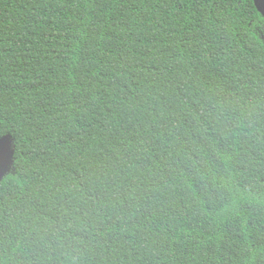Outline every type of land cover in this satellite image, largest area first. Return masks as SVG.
<instances>
[{
    "label": "trees",
    "instance_id": "1",
    "mask_svg": "<svg viewBox=\"0 0 264 264\" xmlns=\"http://www.w3.org/2000/svg\"><path fill=\"white\" fill-rule=\"evenodd\" d=\"M0 264H264V17L252 0H0Z\"/></svg>",
    "mask_w": 264,
    "mask_h": 264
},
{
    "label": "water",
    "instance_id": "2",
    "mask_svg": "<svg viewBox=\"0 0 264 264\" xmlns=\"http://www.w3.org/2000/svg\"><path fill=\"white\" fill-rule=\"evenodd\" d=\"M257 11L264 17V0H252ZM3 140L7 147L0 149V181L9 170V165L13 157V151L9 146V138L4 137ZM2 140V141H3Z\"/></svg>",
    "mask_w": 264,
    "mask_h": 264
},
{
    "label": "flooded vegetation",
    "instance_id": "3",
    "mask_svg": "<svg viewBox=\"0 0 264 264\" xmlns=\"http://www.w3.org/2000/svg\"><path fill=\"white\" fill-rule=\"evenodd\" d=\"M4 137H5V136L0 137V149H2L3 147H7L5 141L3 140ZM2 140H3V141H2Z\"/></svg>",
    "mask_w": 264,
    "mask_h": 264
}]
</instances>
